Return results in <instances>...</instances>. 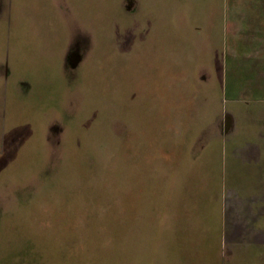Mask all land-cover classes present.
Segmentation results:
<instances>
[{
	"label": "rangeland",
	"instance_id": "rangeland-1",
	"mask_svg": "<svg viewBox=\"0 0 264 264\" xmlns=\"http://www.w3.org/2000/svg\"><path fill=\"white\" fill-rule=\"evenodd\" d=\"M9 1L0 264H264V0Z\"/></svg>",
	"mask_w": 264,
	"mask_h": 264
},
{
	"label": "crops",
	"instance_id": "crops-1",
	"mask_svg": "<svg viewBox=\"0 0 264 264\" xmlns=\"http://www.w3.org/2000/svg\"><path fill=\"white\" fill-rule=\"evenodd\" d=\"M177 1L180 2V0H177ZM176 2H174V4H176ZM180 4H181V2H180ZM177 6H178V10L182 8V6H180V5H177ZM0 9H1V2H0ZM3 39H4L3 45H1V48H0V99H2V104H4V101H5V60L7 61V64L10 65V63H9L10 51L7 47L5 48V35L3 36ZM6 57H7V59H6ZM234 257H237V255L231 254L228 257L220 258L218 263L219 264H225V263L230 264L231 260Z\"/></svg>",
	"mask_w": 264,
	"mask_h": 264
},
{
	"label": "flooded vegetation",
	"instance_id": "flooded-vegetation-1",
	"mask_svg": "<svg viewBox=\"0 0 264 264\" xmlns=\"http://www.w3.org/2000/svg\"><path fill=\"white\" fill-rule=\"evenodd\" d=\"M128 1V3H129V5L127 6V8L128 9H130V10H132V6H133V3H132V1L131 0H127ZM14 3V5L12 6V4ZM9 4H10V7H13V8H15V11L16 12H19V8H20V6H18L17 5V0H10L9 1ZM12 8V9H13ZM7 40V38H5V41ZM5 48H6V44H5ZM76 49H77V51L79 50V49H82L81 47H80V45H78V46H76L75 47ZM74 51V50H73ZM73 51H70V52H73ZM69 52V53H70ZM71 55V53L67 56V57H69ZM6 59H7V57H6ZM9 77H10V68H9V65L7 64V61L5 60V90L7 89V87H8V81H9ZM6 92V91H5ZM263 216V215H262Z\"/></svg>",
	"mask_w": 264,
	"mask_h": 264
},
{
	"label": "trees",
	"instance_id": "trees-1",
	"mask_svg": "<svg viewBox=\"0 0 264 264\" xmlns=\"http://www.w3.org/2000/svg\"><path fill=\"white\" fill-rule=\"evenodd\" d=\"M167 239H168V237H167ZM65 263L68 264L67 262H65ZM65 263H64V264H65ZM60 264H62V263H60Z\"/></svg>",
	"mask_w": 264,
	"mask_h": 264
}]
</instances>
